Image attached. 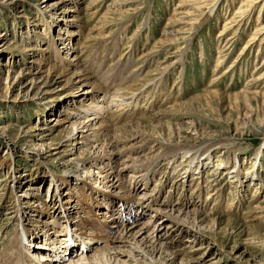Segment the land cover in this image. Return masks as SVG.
Listing matches in <instances>:
<instances>
[{
  "label": "rangeland",
  "instance_id": "1",
  "mask_svg": "<svg viewBox=\"0 0 264 264\" xmlns=\"http://www.w3.org/2000/svg\"><path fill=\"white\" fill-rule=\"evenodd\" d=\"M262 27L264 0H0V264H264Z\"/></svg>",
  "mask_w": 264,
  "mask_h": 264
},
{
  "label": "bare ground",
  "instance_id": "2",
  "mask_svg": "<svg viewBox=\"0 0 264 264\" xmlns=\"http://www.w3.org/2000/svg\"><path fill=\"white\" fill-rule=\"evenodd\" d=\"M249 1H251V0H249ZM244 6H245V4H242L241 5V9H240V13H245V8H244ZM237 16V15H236ZM241 16H243V14L241 15ZM238 17H240V15H238ZM229 28V27H228ZM228 28H226L225 30H228ZM262 28H264V27H262ZM258 30H261V29H258ZM259 34V31H257V35ZM257 35H255V37H253L252 39H250L247 43H246V45H245V47H247V46H253L255 43H256V41H255V39H256V36ZM264 36V33H262V32H260V35H259V39H260V37H263ZM262 39V38H261ZM252 40H254V41H252ZM245 49V48H244ZM157 50V49H156ZM226 50H229V49H226ZM223 51V50H222ZM243 52V51H242ZM150 53H148L147 55H149ZM245 54H246V52H245ZM144 56V55H143ZM221 56V55H220ZM219 56V59H218V63H220V61H222L221 60V57ZM139 67V66H138ZM137 67V68H138ZM228 69V68H227ZM134 70H136V69H134ZM133 70V71H134ZM225 72V71H224ZM223 72V73H224ZM227 72H228V70H227ZM217 78V77H216ZM135 81V80H134ZM122 81H120V83H121ZM119 83V84H120ZM122 84V83H121ZM92 86H94L95 87V85H92ZM93 87V88H94ZM124 87V86H123ZM126 87H124V88H122V89H120L119 91H117L116 93H112V95H111V100L112 101H115V97L116 96H119L120 98H123V99H121V101H124L121 105H125L126 107H128V106H130L134 101H136V103L138 102V100L137 99H135V95H134V93L136 92V90L135 89H131V88H128V92H125L124 90H126L125 89ZM96 89V88H95ZM125 93H127V95H128V97L127 98H129L128 99V101L126 100V97H124L125 96ZM131 93V95L129 96V94ZM133 93V94H132ZM159 96H157L156 95V98H158ZM118 97H116V99H117ZM138 98V97H137ZM134 99V100H133ZM145 99L147 100V95H145ZM156 103V102H155ZM150 107H151V105H150ZM105 108H109V104L107 105V106H105V104L104 103H97L96 101L95 102H93L92 104H91V106H89L88 108H85L86 110H103V109H105ZM79 110V109H78ZM78 111H76L75 112V114H73L72 115V117H74V116H79V112L77 113ZM95 112V111H94ZM132 112V111H131ZM96 113V112H95ZM136 113H138V112H132V116L133 115H136ZM127 114H129V113H127ZM163 115V114H162ZM83 123H84V121H81L80 119H75V121H73L72 122V124L70 125V128L68 129L69 130V133H68V135H72V134H75L74 132L75 131H77V130H79V128H82V127H84L85 125H83ZM127 124V123H126ZM70 135V136H71ZM71 145H72V143H71ZM77 164V168H80V166H79V164L78 163H76ZM209 195V194H208ZM106 217V216H105ZM86 222V221H85ZM149 222V221H148ZM84 224V221H82L79 225H78V228H81L82 229V225ZM176 225H177V223H174L173 225H171V226H173V227H176ZM149 226V225H148ZM67 228V232H69V229H68V226L66 227ZM65 228V229H66ZM127 229V228H126ZM158 230V229H157ZM82 231V230H81ZM143 231V230H142ZM87 233V232H86ZM85 232H82V234L83 235H85L86 234ZM127 236V235H126ZM120 237V236H119ZM123 238H124V236H123ZM157 238H159V237H157ZM121 239V238H120ZM125 239H127V238H125ZM118 240V239H117ZM123 240V239H122ZM122 240H121V242H122ZM128 240V239H127ZM114 241V240H113ZM120 242V241H119ZM18 244V243H17ZM16 244V245H17ZM123 246V245H122ZM87 250H88V248H87ZM74 251H72L70 254H74L73 253ZM59 262H55V264H61L62 262H61V260H62V258L60 257L59 258ZM98 262V261H97ZM76 263H79V261H77ZM83 264V261H81L80 260V264Z\"/></svg>",
  "mask_w": 264,
  "mask_h": 264
}]
</instances>
